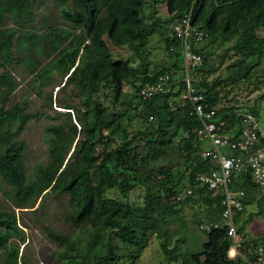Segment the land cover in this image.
Masks as SVG:
<instances>
[{
    "label": "trees",
    "instance_id": "1",
    "mask_svg": "<svg viewBox=\"0 0 264 264\" xmlns=\"http://www.w3.org/2000/svg\"><path fill=\"white\" fill-rule=\"evenodd\" d=\"M40 1L0 0V67L6 69L0 73V178L11 187L9 194L17 207L32 206L44 194L69 195L68 220L91 224L96 230L107 229L106 252L90 259L82 254L80 240L47 227V235L62 245L56 252L58 259L66 264H122L129 260L137 264L156 234L161 237L167 261L162 264H177L178 245H169L172 233L170 228L164 229L165 223L172 222L166 214L180 213L183 205L193 202L205 204L208 224L220 225L202 227L207 239L199 251L186 254L182 264H252L257 246L264 244V233L242 236L240 252L229 257L234 239L223 221V195L198 183L197 175L216 165L201 154L204 140L195 129L202 123L191 113V101L181 99L185 81L181 80L178 87L174 85L171 69L173 66L183 71V53L180 40L173 38L170 30L174 21L191 12L193 23L206 31L208 44L203 47L205 40L201 45H192L204 58L192 71V81L205 94L207 105L217 108L216 119L228 123L225 131L232 132L241 123L240 112L259 116V110L255 105L246 111L234 105L220 106L228 96L221 91V77L210 80L208 76L214 70L204 66L212 60V45L217 48L230 42L221 64L231 51L238 52L245 64L252 58L257 60L252 66L261 64L264 37L258 29L264 27V0H153L166 6L167 17H156L151 22L147 20V0H55L61 5L64 25L46 22L37 29L35 6ZM10 19L13 25L8 24ZM163 29L174 63L158 69L152 65L149 42L151 35ZM115 46H129L139 62L132 61L134 57H116ZM17 64L29 69L33 87H48L58 74L66 78L64 86H74L82 97L79 105L60 100V106L68 109V117L47 126L53 134L49 161L38 163L32 174L27 173L23 160L26 143L16 137L18 123L29 120L30 103L8 106L18 86L13 73ZM164 73L173 78L170 89L144 98L141 88L155 83ZM126 84L134 88L143 113H132L136 105L125 100ZM102 87L109 88L103 96L99 91ZM255 88L259 89L260 84ZM110 95L122 110L111 111L104 103L103 98ZM171 97L181 100L174 105ZM73 110L77 123L72 119ZM140 114H146V123L134 130L131 124ZM175 145L183 161L149 169L151 163L169 155ZM132 180H143L145 184L142 203L108 194L119 188L128 196L135 188ZM187 186L192 193L177 199ZM234 187L245 189V205L253 202L261 189L246 171L236 177ZM241 216L235 218L239 234L252 219L243 220ZM26 240L16 212L0 208V264H27L21 255V244Z\"/></svg>",
    "mask_w": 264,
    "mask_h": 264
},
{
    "label": "rangeland",
    "instance_id": "2",
    "mask_svg": "<svg viewBox=\"0 0 264 264\" xmlns=\"http://www.w3.org/2000/svg\"><path fill=\"white\" fill-rule=\"evenodd\" d=\"M35 13L37 20L35 27L37 29L43 28L46 22H52L59 25H64V19L61 14V5L55 0H42L35 6ZM147 20L151 22L156 17H167L166 6L153 0H147L146 4ZM8 24L13 25L11 19ZM166 30H161L159 33H154L150 37L149 47L151 50L150 59L152 65L158 69L164 65H173L172 57L169 55L167 49V42L165 38ZM258 34L264 37V27L258 29ZM204 43L203 47L208 44ZM233 42L221 45L214 49L212 60L205 65L206 70H211L209 79L217 76L221 77V91L228 95L220 106L234 105L239 111H246L250 106L255 105L259 110V121L264 128V57L261 64L252 66L257 62L256 58L248 60L247 64L242 62L241 55L236 51H231L225 58V62L221 64L224 56L225 47L231 45ZM114 53L116 57L130 58L134 57L132 61L136 64L139 59L133 56L132 50L129 46H115ZM11 70V65L8 66ZM216 69V70H215ZM6 69L0 67V73ZM175 87L179 86V82L183 80V71L179 68H173ZM180 71V72H179ZM13 73L18 81V86L15 93L10 100L8 106L15 103L28 101L30 103L29 120L23 123H18V133L16 137L23 139L26 147L23 154V160L26 166V171L29 174L34 172L35 166L43 162L47 164L49 161V147L52 133L47 130L50 124L63 121L68 116L65 114L67 108L60 106V100L67 102H75L79 105L82 98L78 90L72 85H65L66 78L63 79L60 75L55 74L54 79L46 88H35L32 86L31 79L33 75L29 69L21 64H17L13 68ZM260 84V88L256 89V85ZM64 86V87H63ZM109 88L102 87L100 95L108 92ZM125 100L128 104L136 105L132 109L133 114L141 111L143 106H139L137 98L134 94V88L130 84L125 87ZM229 91V92H228ZM185 92V91H184ZM228 92V93H226ZM186 98L184 95L181 99ZM177 97H171L170 101L176 105L181 100ZM104 103L111 111L122 110L121 105H115L113 97L110 95L103 98ZM143 113V112H142ZM72 119L77 123L76 111H72ZM149 117V121H150ZM146 114H140L132 122L131 127L136 130L146 123ZM77 141V140H76ZM177 144L179 140L177 139ZM76 144V142H75ZM75 144L72 150L75 148ZM72 153V152H71ZM71 154H69L70 156ZM178 161H183L179 157L177 145L169 155H165L158 161L150 164L149 169H158L163 165L174 164ZM135 188L128 192V196H124L120 189L109 191V195L128 199L132 202L142 203L145 195V184L143 180L131 181ZM157 184V181H153ZM11 187L2 181L0 178V208L15 211L18 216L19 225L25 230L27 240L21 244V255L25 258L27 264H66L63 260L57 257V250L62 248L60 242L54 241L47 235V227H51L58 232L69 234L81 242V252L87 258H94L106 252L107 243V229L96 230L91 224L79 223L75 224L68 220V214L71 209L69 206V195L56 196L53 193L44 194L29 207H17L16 202L12 198V193L9 194ZM264 188L256 194L253 202L246 205V211L243 214V220L250 219L241 234L238 233V241L229 251V257H236L240 252L238 245L241 237L250 238L257 237L264 233ZM205 204L188 202L183 205L182 211L168 212L166 218L172 220L170 224H164V229L170 228L172 237L169 239V245L172 247L175 244L178 246L177 253L179 259L177 264H182L184 256L199 251L203 242L207 239L202 224H207L205 220ZM179 207L180 205H176ZM201 220V221H200ZM117 242H119L117 240ZM122 251L124 249L122 248ZM23 261V258H22ZM164 252L161 248V237L154 234L149 242V245L143 251L142 257L137 261V264H162L166 263ZM130 260L122 264H130Z\"/></svg>",
    "mask_w": 264,
    "mask_h": 264
},
{
    "label": "built area",
    "instance_id": "3",
    "mask_svg": "<svg viewBox=\"0 0 264 264\" xmlns=\"http://www.w3.org/2000/svg\"><path fill=\"white\" fill-rule=\"evenodd\" d=\"M170 35L179 39L182 45L183 80L186 83L184 96L192 103L191 113L202 123L195 129L197 135L204 140L201 154L216 165L210 171L199 173L198 183L200 186L221 191L224 206L223 221L229 225L230 234L236 244L238 228L235 218L239 215L243 218L246 191L234 187L235 179L242 171H246L251 174L252 181L257 187L264 188V128L260 124L258 115L246 111L239 113L242 116L241 123L236 125L232 132H226L225 127L228 126L226 120L216 119L217 108H210L205 94L198 91L193 84L192 71L203 63L204 58L202 53L193 50L192 45H201L206 40L207 33L193 23L191 12L183 14L172 23ZM173 83L171 74L164 73L155 83L142 87L140 94L144 98H150L169 90ZM192 191V188L187 186L177 199L183 198ZM219 225V222H213L203 224L202 227L210 229ZM252 264H264V244L257 246Z\"/></svg>",
    "mask_w": 264,
    "mask_h": 264
},
{
    "label": "clouds",
    "instance_id": "4",
    "mask_svg": "<svg viewBox=\"0 0 264 264\" xmlns=\"http://www.w3.org/2000/svg\"><path fill=\"white\" fill-rule=\"evenodd\" d=\"M172 25V24H171ZM171 31V30H170ZM183 62H184V60H183ZM208 224V223H207ZM202 226V225H201Z\"/></svg>",
    "mask_w": 264,
    "mask_h": 264
}]
</instances>
